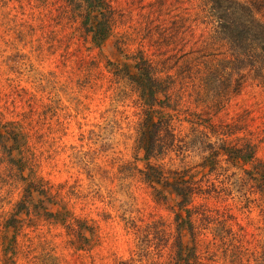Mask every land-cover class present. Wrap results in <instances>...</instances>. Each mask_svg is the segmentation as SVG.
Listing matches in <instances>:
<instances>
[{"label":"rangeland","instance_id":"rangeland-1","mask_svg":"<svg viewBox=\"0 0 264 264\" xmlns=\"http://www.w3.org/2000/svg\"><path fill=\"white\" fill-rule=\"evenodd\" d=\"M111 2L95 45L84 0H0V264H180V196L154 174L206 158L193 263L264 264V63L209 0ZM150 65L154 98L130 75ZM247 145L251 162L226 155Z\"/></svg>","mask_w":264,"mask_h":264},{"label":"trees","instance_id":"trees-1","mask_svg":"<svg viewBox=\"0 0 264 264\" xmlns=\"http://www.w3.org/2000/svg\"><path fill=\"white\" fill-rule=\"evenodd\" d=\"M86 7L80 11L81 27L90 41L95 45H101L110 36L112 27V19H115V6H112L111 0H84ZM216 6V11H220L217 16L216 28L219 31V36L223 38L230 48L238 50L242 57L241 60L250 64L255 63L254 67L258 65L259 61L264 63V20L261 21V15L264 13V0H209ZM216 30V31H217ZM141 58H143L141 53ZM144 73L140 70L130 74L132 79L139 85L147 97H153L156 91L154 87L156 77L152 76V66ZM130 72V71H129ZM127 72V73H129ZM154 74V73H153ZM148 101V99H146ZM11 123V122H10ZM153 124V121H152ZM151 124V125H152ZM5 127L6 124L3 123ZM7 127L4 128V131ZM11 133V130H9ZM21 133V132H20ZM156 136L145 130L142 143L144 150L148 153L151 151L157 141ZM226 155L232 159L236 165H242L245 162H251L254 158V153L248 145L244 148L232 147ZM207 159V158H206ZM204 160L199 164L200 169H175L166 170L161 168L160 174H154L155 182L160 183L161 187L172 189L180 200L178 202L179 208L177 211V222L180 229V254L182 262L180 264H195V253H192V248L184 245L183 237L187 235H195L194 217L200 212L201 207L194 203V196L202 193L200 183L206 180L208 169L212 173L217 164L212 160ZM256 169V171H255ZM252 175L261 180L264 184V172L260 171L258 166L253 168ZM166 186V187H164ZM199 191V193H198ZM212 261V260H210ZM198 264H207L204 262ZM211 264V263H209Z\"/></svg>","mask_w":264,"mask_h":264}]
</instances>
